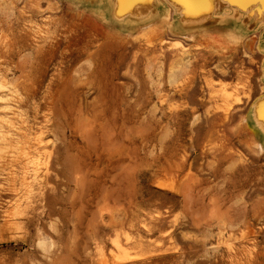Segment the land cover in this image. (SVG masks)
<instances>
[{"label": "rangeland", "instance_id": "1", "mask_svg": "<svg viewBox=\"0 0 264 264\" xmlns=\"http://www.w3.org/2000/svg\"><path fill=\"white\" fill-rule=\"evenodd\" d=\"M88 4L0 0V264H264L258 39Z\"/></svg>", "mask_w": 264, "mask_h": 264}, {"label": "bare ground", "instance_id": "2", "mask_svg": "<svg viewBox=\"0 0 264 264\" xmlns=\"http://www.w3.org/2000/svg\"><path fill=\"white\" fill-rule=\"evenodd\" d=\"M96 1L97 0H85L84 2L93 3ZM104 1L107 3V10L115 18L119 16L129 17L137 25L145 24L147 27H150V33L144 37L145 42L147 44H152L153 39L151 38V35L155 37L156 35H158V33L161 30L159 27L158 28L156 27V24L153 25L152 23L149 22H154L160 19L163 20L165 23H167V20L171 18L170 10L168 9L167 5L163 3L166 2L174 8L175 15L179 13L181 14L180 18L177 19L178 21L177 25L180 26L181 28L187 29L188 27H194V26H200V27L216 26V28L223 27V31H218L215 29L214 30L206 29L207 31L205 30L197 36L191 35L190 38L192 40L194 39L193 41H195L194 43H196V46L203 47L204 49L210 48L211 50L213 49L216 50L217 49L216 47H218V49L221 48V50H223L225 49V47L229 46V49L236 50L238 48V45H243L246 47V49L249 50V52H252L254 46L253 38L256 37L258 40L255 46V50L264 56V0H104ZM50 4L55 6L54 3L50 2ZM89 11L91 12V14L95 15L93 11L91 10ZM225 14H229V17H224L223 15ZM102 18L104 19L105 16H102ZM210 28H214V27H210ZM139 32L141 33V30H139ZM176 45L181 46V43L180 42L175 43L173 46ZM261 68L263 70V75H264V62L262 63ZM0 88L6 89V92L5 91L0 92V105H4V108H6L7 107L5 106L7 105L6 101L8 100L10 94L14 92L13 90L14 86L9 87V86H5L4 84H1ZM238 102L239 100L236 99V103ZM223 112L224 111H222L221 114H223ZM253 115H254L253 122L256 125H260V128L264 134V118H262V116H264V99L258 101L255 104ZM7 136L9 137V134ZM207 149H205L204 151L205 152L208 151ZM204 151L202 150V152ZM46 158H48V156ZM128 204L130 209L132 206V198L130 191L128 196Z\"/></svg>", "mask_w": 264, "mask_h": 264}, {"label": "water", "instance_id": "3", "mask_svg": "<svg viewBox=\"0 0 264 264\" xmlns=\"http://www.w3.org/2000/svg\"><path fill=\"white\" fill-rule=\"evenodd\" d=\"M65 1H67L68 3L71 2L73 4H77V5L82 6V7H84V6L92 7L91 4H88V3L84 2L85 0L84 1H81V0H65ZM163 3L165 5H167L168 9L170 10L171 18L169 20H167V23H165L163 20H160V19L159 20H156L154 22H149V23H152L153 25L156 24V25L163 26V28H165V30H167L171 34H176V35L182 36V37H190L191 35L200 34L201 32L205 31L206 29L207 30H213V29H217L218 30V28H221V27L216 28V26H208V27L207 26H201V27L200 26H194V27H188L187 29L186 28H181L180 26L177 25L178 24V21H177L176 15L174 13V8L170 4H168L166 2H163ZM112 23L113 24L114 23L117 24V22H115L113 19L111 20V24ZM142 27L143 26H141V25L136 26V28H135L136 31H134L133 33L135 34L136 32H139V30ZM210 27H214V28H210ZM126 34H128V33H126ZM263 99H264V94L261 97H259L257 100L254 101V103L251 106V111H250L251 113H252V109H253L254 105L258 101H261ZM259 140H261V141H259V143H262L263 146H264V137L262 136V138H260Z\"/></svg>", "mask_w": 264, "mask_h": 264}, {"label": "snow or ice", "instance_id": "4", "mask_svg": "<svg viewBox=\"0 0 264 264\" xmlns=\"http://www.w3.org/2000/svg\"><path fill=\"white\" fill-rule=\"evenodd\" d=\"M262 118H264V116H262Z\"/></svg>", "mask_w": 264, "mask_h": 264}]
</instances>
